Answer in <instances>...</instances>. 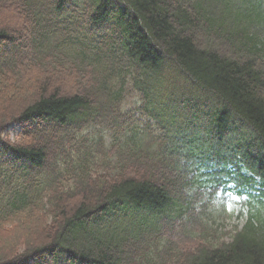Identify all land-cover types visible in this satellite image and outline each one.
Listing matches in <instances>:
<instances>
[{"label": "trees", "instance_id": "1", "mask_svg": "<svg viewBox=\"0 0 264 264\" xmlns=\"http://www.w3.org/2000/svg\"><path fill=\"white\" fill-rule=\"evenodd\" d=\"M11 6L0 264H264V0ZM229 187L247 199L227 236Z\"/></svg>", "mask_w": 264, "mask_h": 264}, {"label": "rangeland", "instance_id": "2", "mask_svg": "<svg viewBox=\"0 0 264 264\" xmlns=\"http://www.w3.org/2000/svg\"><path fill=\"white\" fill-rule=\"evenodd\" d=\"M1 1L2 0H0V2ZM19 19H20V16L18 14V11L12 6L0 10V22L1 23H4V24H6V22H11L13 24L17 23L18 26L16 27L21 28L22 23H20ZM134 100L136 101V99ZM134 100L132 102H134ZM129 103L131 105V100L127 102V105ZM18 131H19V128H15V126L12 125L10 128L9 137L11 139H14ZM243 198H241L240 200L239 197L236 196L234 193L230 194L229 192H227L226 195L222 196L220 199L214 200L212 206L215 208L214 209L215 211L214 219H216V221L212 222L213 229H216L219 232L222 231V235L229 236L230 232L234 231L235 229L243 225L244 219H245L243 215L246 212V206L243 203H241V201L244 200ZM176 238L180 241L184 239H189V238H186L184 236H179V235H177ZM2 239L3 241H5L4 238Z\"/></svg>", "mask_w": 264, "mask_h": 264}]
</instances>
